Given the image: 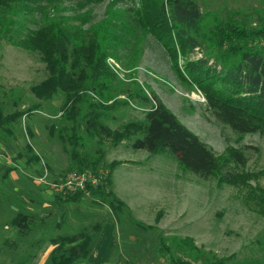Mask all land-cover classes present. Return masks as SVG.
Wrapping results in <instances>:
<instances>
[{"label":"rangeland","instance_id":"rangeland-1","mask_svg":"<svg viewBox=\"0 0 264 264\" xmlns=\"http://www.w3.org/2000/svg\"><path fill=\"white\" fill-rule=\"evenodd\" d=\"M196 1L210 30L218 22L231 23L252 34L248 39L251 47L264 48V33L254 35L264 29V0ZM139 2L0 0V18L4 20L0 37L2 29L9 31L0 42V109L5 116L23 114L11 132H6L11 124L0 129V264H52L53 254L60 256L75 244L64 237L92 233L97 223L104 225L112 216L117 246L105 264H164L159 257L160 235L171 243L176 256L196 254V264H264V216L255 197L264 193V130L238 134L217 119L202 91L187 80L185 69L189 62L214 56L217 49L210 45L189 56L179 50L170 52L138 24ZM51 19L84 30L109 21L125 32L122 47L108 60L118 75L117 100L128 103L107 116L105 123L112 130L145 121L148 107L124 95L141 87L145 93L157 94L218 157H225L228 148L242 151L246 167L234 171L257 177L248 185L221 183L227 165L217 177H202L184 170L175 154L135 149L136 138L118 146L101 139L100 145V138L86 136L81 113L79 133L87 141L84 147L79 144L78 150L91 162L100 146L103 148L105 157L98 172L103 184L110 164L120 163L111 175L112 185L107 187L126 201L132 215H118L109 201L88 194L73 202L69 197L77 192L66 190L68 179L74 176L77 185L78 176L92 172L80 171L77 166L71 169L75 163L67 139L73 134V123L62 116L64 95L47 102L37 99L32 87L42 84L48 75L42 55L10 43L12 37L21 40ZM37 106L41 110L32 111ZM43 177L46 179L41 181ZM56 186L64 190L60 192ZM21 214L36 219L29 233L14 225ZM173 238L192 240L197 251L176 249ZM55 239H59L58 244Z\"/></svg>","mask_w":264,"mask_h":264},{"label":"trees","instance_id":"trees-1","mask_svg":"<svg viewBox=\"0 0 264 264\" xmlns=\"http://www.w3.org/2000/svg\"><path fill=\"white\" fill-rule=\"evenodd\" d=\"M140 9L136 10L138 24L170 52L189 56L197 49H208L211 45L217 49L214 56L205 55L197 62L186 64L187 80L197 86L204 94L207 104L214 111L217 119L228 125L238 134H250L264 130V48L249 45L250 32L235 27L231 23L218 22L215 29H209L204 14L196 0H139ZM1 4V3H0ZM6 5H2L4 7ZM4 20L0 18V25ZM47 23V22H46ZM84 30L69 26L59 19H51L41 29L30 32L21 40L10 39L11 44L23 49L39 52L46 64L47 79L32 87V92L42 102L52 100L58 94L64 95L62 116L71 121L73 132L67 142L72 146V159L80 171L90 169L99 179V166L105 152L100 146L97 158L87 161L78 150L79 144L85 146L86 137L80 135L81 123L84 122L86 136L91 139H109L114 146L136 138L133 147L146 150L150 154L170 152L175 154L181 167L202 177H217L226 167L221 183L248 185L254 173L234 171L247 164L245 154L235 148H228L225 157L216 153L195 133L189 130L179 118L164 104L157 94L145 93L139 87L127 90L124 95L129 99L139 100L148 107L144 122L129 123L119 131L112 130L105 120L109 113L118 106H127L126 101H118L115 90L118 75L108 63L114 58L124 43L125 32L120 27L104 22L101 27ZM2 29V27H1ZM0 42L8 37L7 29L1 30ZM264 29L254 33L261 35ZM225 49V50H224ZM88 105V106H87ZM89 108L83 112L84 107ZM41 110L40 106L32 111ZM81 113L83 121L79 120ZM18 112L5 116L0 109V129L6 124L11 127L20 116ZM140 135L139 137H136ZM62 141L64 136H61ZM120 163L110 164L106 182L94 186L90 178L85 189L70 195L73 202L82 199L85 194L109 201L110 207L118 215H132L128 205L113 190L111 175ZM232 168H229L231 167ZM257 206L264 216V193L255 196ZM35 218L21 214L14 220V225L25 233L31 231ZM146 229V226L136 223ZM103 224L97 223L92 233H83L64 237V241L75 243L64 254H53L52 264H80L88 260L103 230ZM59 239L53 240L58 244ZM62 240V239H61ZM175 248L182 251H197L190 239L173 238ZM190 247H193L191 250ZM159 257L164 264H196V254L176 256L171 243L160 235L158 244ZM205 264L212 262L205 261ZM215 264H221L216 262Z\"/></svg>","mask_w":264,"mask_h":264},{"label":"crops","instance_id":"crops-1","mask_svg":"<svg viewBox=\"0 0 264 264\" xmlns=\"http://www.w3.org/2000/svg\"><path fill=\"white\" fill-rule=\"evenodd\" d=\"M115 193L121 200H123L116 191ZM124 202L126 203V201ZM109 219L111 220H107L103 226V230L98 238L92 254L88 258V260L83 262L82 264H105L112 255L114 249L117 246L115 233L117 230V226L113 216Z\"/></svg>","mask_w":264,"mask_h":264},{"label":"built area","instance_id":"built-area-1","mask_svg":"<svg viewBox=\"0 0 264 264\" xmlns=\"http://www.w3.org/2000/svg\"><path fill=\"white\" fill-rule=\"evenodd\" d=\"M90 178V181L92 182V184L94 186H97L100 183V180L98 178H95L92 174L87 175V174H83L81 176H78L76 178V180H78V184L75 185L74 184V176L72 178H70V180L68 179L67 183H66V190L69 193L72 192H78V191H83L85 189V183L86 180ZM46 179V177L41 178V181H44ZM56 188L58 189V191L62 192L64 190V187H58L56 186Z\"/></svg>","mask_w":264,"mask_h":264}]
</instances>
